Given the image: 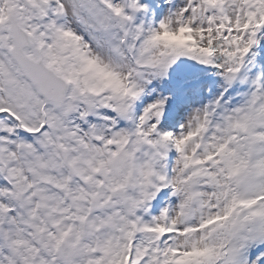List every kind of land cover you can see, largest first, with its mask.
<instances>
[{"label": "snow or ice", "instance_id": "snow-or-ice-1", "mask_svg": "<svg viewBox=\"0 0 264 264\" xmlns=\"http://www.w3.org/2000/svg\"><path fill=\"white\" fill-rule=\"evenodd\" d=\"M0 264H264V0H0Z\"/></svg>", "mask_w": 264, "mask_h": 264}]
</instances>
